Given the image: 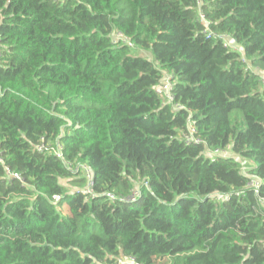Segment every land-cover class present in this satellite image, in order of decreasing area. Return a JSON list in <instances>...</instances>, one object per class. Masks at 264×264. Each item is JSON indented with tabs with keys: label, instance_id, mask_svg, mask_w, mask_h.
I'll use <instances>...</instances> for the list:
<instances>
[{
	"label": "trees",
	"instance_id": "trees-1",
	"mask_svg": "<svg viewBox=\"0 0 264 264\" xmlns=\"http://www.w3.org/2000/svg\"><path fill=\"white\" fill-rule=\"evenodd\" d=\"M262 71L264 0H0V264H264Z\"/></svg>",
	"mask_w": 264,
	"mask_h": 264
},
{
	"label": "built area",
	"instance_id": "built-area-1",
	"mask_svg": "<svg viewBox=\"0 0 264 264\" xmlns=\"http://www.w3.org/2000/svg\"><path fill=\"white\" fill-rule=\"evenodd\" d=\"M200 20L203 22V18L200 17ZM121 39L123 42L127 43L126 40H124L120 35H115L113 39H115V41H117L118 39ZM221 40L224 42V46L225 47H228L232 50H237V47L234 45V43L232 41H230L228 38L226 37H221ZM129 44V43H128ZM130 47H132L130 44H129ZM259 80L261 82L262 85H264V71L262 72H259ZM171 88H172V84H171V79H169L168 77H165V82L162 84V86L160 88L157 89V93L160 94V96L166 101V103H173V96L171 95ZM179 108V107H177ZM194 131L191 130V134L193 133ZM194 143V144H199L201 143L199 140L197 139H194L193 137H188L186 138V143ZM44 148H40L39 150H43ZM212 155L214 156H221L223 158H227L230 156L229 152L228 151H213L211 152ZM57 157H61V154H58ZM0 162H1V158H0ZM66 168H68L70 171L73 170V166L67 162H64ZM80 169H82L83 171V176L86 180V189H84V194L85 195H92V191L90 190V184H91V172L88 168H86L85 166H81ZM8 173V171H7ZM14 179H19V177L17 175H11ZM259 182L254 180L252 182V187L254 188H257ZM138 196V193L137 191H134L130 197L128 198L127 202H132L136 199V197ZM111 200H112V197H109ZM53 201H57L58 200V197H54L52 199ZM116 264H124L123 261L121 260H118V262Z\"/></svg>",
	"mask_w": 264,
	"mask_h": 264
}]
</instances>
